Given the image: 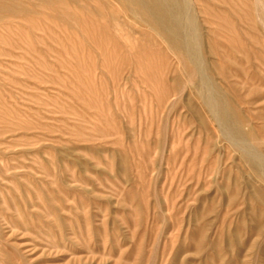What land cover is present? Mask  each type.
<instances>
[{"label":"rangeland","instance_id":"obj_1","mask_svg":"<svg viewBox=\"0 0 264 264\" xmlns=\"http://www.w3.org/2000/svg\"><path fill=\"white\" fill-rule=\"evenodd\" d=\"M17 1L0 264H264V0H192L203 73L128 4ZM203 76L261 162L223 136Z\"/></svg>","mask_w":264,"mask_h":264},{"label":"bare ground","instance_id":"obj_2","mask_svg":"<svg viewBox=\"0 0 264 264\" xmlns=\"http://www.w3.org/2000/svg\"><path fill=\"white\" fill-rule=\"evenodd\" d=\"M52 5L63 6V0H40ZM80 6L79 0H73ZM107 4L111 1L124 3L131 7L133 20L137 23L145 22L156 27L162 35L169 38L179 51H182L195 67L204 72V61L202 60V38L199 33L198 18L195 13L192 0H104ZM216 1V0H211ZM21 2V1H20ZM17 0H0V21L4 19L26 14L27 6ZM125 8V6L123 7ZM135 10V11H133ZM100 16V14H98ZM101 17V16H100ZM203 86L209 95L205 101L220 121L223 136L230 141L233 147L242 150L245 156L261 162L262 158L253 153L252 150L241 139L240 133L232 126L236 124L231 120L221 96L209 86L206 77L202 78Z\"/></svg>","mask_w":264,"mask_h":264}]
</instances>
